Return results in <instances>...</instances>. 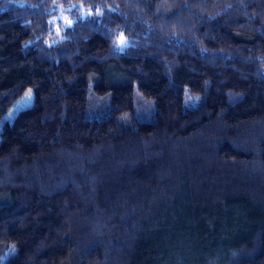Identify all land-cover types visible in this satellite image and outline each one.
<instances>
[{
    "label": "trees",
    "instance_id": "obj_1",
    "mask_svg": "<svg viewBox=\"0 0 264 264\" xmlns=\"http://www.w3.org/2000/svg\"><path fill=\"white\" fill-rule=\"evenodd\" d=\"M0 264H264V0H0Z\"/></svg>",
    "mask_w": 264,
    "mask_h": 264
},
{
    "label": "rangeland",
    "instance_id": "obj_2",
    "mask_svg": "<svg viewBox=\"0 0 264 264\" xmlns=\"http://www.w3.org/2000/svg\"><path fill=\"white\" fill-rule=\"evenodd\" d=\"M31 102H32V89L27 88L23 92V94L20 97H18L5 112L0 113V129L3 127V123L5 122V120H10L19 109L27 106Z\"/></svg>",
    "mask_w": 264,
    "mask_h": 264
},
{
    "label": "snow or ice",
    "instance_id": "obj_3",
    "mask_svg": "<svg viewBox=\"0 0 264 264\" xmlns=\"http://www.w3.org/2000/svg\"><path fill=\"white\" fill-rule=\"evenodd\" d=\"M29 95H30V93H29ZM4 258H0V261H2Z\"/></svg>",
    "mask_w": 264,
    "mask_h": 264
}]
</instances>
